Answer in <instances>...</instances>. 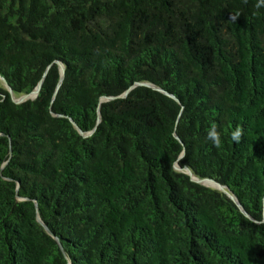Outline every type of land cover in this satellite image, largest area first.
I'll use <instances>...</instances> for the list:
<instances>
[{
	"label": "trees",
	"instance_id": "trees-1",
	"mask_svg": "<svg viewBox=\"0 0 264 264\" xmlns=\"http://www.w3.org/2000/svg\"><path fill=\"white\" fill-rule=\"evenodd\" d=\"M255 3L0 0V264H264Z\"/></svg>",
	"mask_w": 264,
	"mask_h": 264
},
{
	"label": "clouds",
	"instance_id": "clouds-1",
	"mask_svg": "<svg viewBox=\"0 0 264 264\" xmlns=\"http://www.w3.org/2000/svg\"><path fill=\"white\" fill-rule=\"evenodd\" d=\"M254 6L257 9L264 8V0H256V3ZM233 19H235V17H233ZM241 135H242V129L239 126H237L234 130L231 131L230 139L234 143H239L241 139ZM206 138L211 142V144L214 147H219L221 143V136H220V133L217 132L215 125H213L208 130Z\"/></svg>",
	"mask_w": 264,
	"mask_h": 264
},
{
	"label": "water",
	"instance_id": "water-1",
	"mask_svg": "<svg viewBox=\"0 0 264 264\" xmlns=\"http://www.w3.org/2000/svg\"><path fill=\"white\" fill-rule=\"evenodd\" d=\"M60 73H61V75L63 74V69H62V68H61V70H60ZM39 85H40V84H39ZM39 85H38L35 89H33V91H32L31 93H29V94H27V95H22V96H20V97L14 99V100L19 101V102H23V101H25V100H27V99L34 98V97L36 96L37 92H38ZM6 87H7L8 91L11 92L10 88H9L8 86H6ZM106 99H107V98H106ZM106 99H105V100H106ZM186 172H187V174H188L189 176H191V179L194 180V181H196V182H199V183H201V184H204V181H208V180H200V179L196 178V177L193 176L188 170H186ZM210 181H211V180H210ZM212 182H214V181H212ZM214 183L218 186V187H217L218 189L223 190L222 186H220V185L217 184L216 182H214ZM204 185H205V184H204ZM206 186H207V185H206ZM234 201L237 203V200L234 199ZM237 204H238V203H237Z\"/></svg>",
	"mask_w": 264,
	"mask_h": 264
},
{
	"label": "rangeland",
	"instance_id": "rangeland-1",
	"mask_svg": "<svg viewBox=\"0 0 264 264\" xmlns=\"http://www.w3.org/2000/svg\"><path fill=\"white\" fill-rule=\"evenodd\" d=\"M204 184L207 186H212V187H218L214 182L208 180V181H204Z\"/></svg>",
	"mask_w": 264,
	"mask_h": 264
}]
</instances>
